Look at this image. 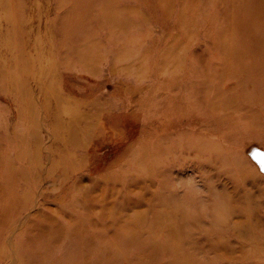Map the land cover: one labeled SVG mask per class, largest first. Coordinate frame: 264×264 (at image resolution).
Wrapping results in <instances>:
<instances>
[{
	"label": "rangeland",
	"instance_id": "1",
	"mask_svg": "<svg viewBox=\"0 0 264 264\" xmlns=\"http://www.w3.org/2000/svg\"><path fill=\"white\" fill-rule=\"evenodd\" d=\"M137 221L264 264V0H0V264H179Z\"/></svg>",
	"mask_w": 264,
	"mask_h": 264
},
{
	"label": "bare ground",
	"instance_id": "2",
	"mask_svg": "<svg viewBox=\"0 0 264 264\" xmlns=\"http://www.w3.org/2000/svg\"><path fill=\"white\" fill-rule=\"evenodd\" d=\"M89 223H90V220H87V219H82V218L77 219L76 217H70L69 221L66 224L61 223L60 225H61V227H63V229L67 232V234L69 236L71 235V231H74L76 229L79 231L81 230L82 233L85 236H87V238H88L89 234L87 233L88 229H86V226H88ZM137 223L140 225V229L146 228L145 230H147L148 232H151V233H149V237H147L148 241L151 240L152 243L156 244V245L159 244L160 246H168V249H167L168 257L174 258L175 261H178L176 258H178V259L182 258L181 259L182 261L180 260L179 264H181V262L188 263V261L184 260V256H182V254H180L181 252H180L179 248L185 244L191 243L187 240V238L184 239L181 236V232H183V231L186 232V234H188V236H189L191 234L190 230L187 231V229L184 230V228L181 230V226L176 225V224L170 225L168 227V230H167L168 236H166L165 234H162L164 236L161 235V238L158 241L156 238H157V236H159V233H157V231L154 228H152L150 224L142 222V221H137ZM142 223H144V224H142ZM8 225H9V223L7 222L5 224V229L8 228ZM13 228H15V227H13ZM105 229H107V228H105ZM131 232H133V230H131ZM95 237L96 236H93L94 239H95ZM109 238L112 239L111 236H109ZM52 239H54V238H52ZM24 255H25V258H27L28 260L32 259V252L27 251L26 253H24ZM191 263H195V262H191ZM77 264H85V263H84V261H82V262L77 263Z\"/></svg>",
	"mask_w": 264,
	"mask_h": 264
}]
</instances>
